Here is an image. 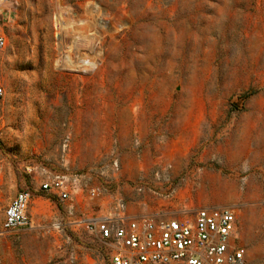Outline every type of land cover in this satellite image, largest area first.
Masks as SVG:
<instances>
[{
    "label": "rangeland",
    "instance_id": "1",
    "mask_svg": "<svg viewBox=\"0 0 264 264\" xmlns=\"http://www.w3.org/2000/svg\"><path fill=\"white\" fill-rule=\"evenodd\" d=\"M98 1L120 20L121 30L108 41L100 67L87 74L61 72L53 64L52 0H14L8 21L0 10L6 36L0 51V220L19 190L30 196L34 220L2 233L0 264H109L110 242L81 221L106 214L120 195L146 215L176 208L133 190L157 162L171 163L174 175L202 169L184 192L189 208H236L246 262L264 264V0ZM100 99L111 127L120 120V106L131 104V113L150 121L151 134L166 141L167 151L136 158L131 147L132 156L121 159L110 132L107 152L87 157L83 125L91 111L84 105ZM75 134L82 137L77 152ZM114 156L121 168L103 182L102 201L89 199L84 188L70 199L51 197L38 188L37 168L25 169L45 164L85 173Z\"/></svg>",
    "mask_w": 264,
    "mask_h": 264
},
{
    "label": "built area",
    "instance_id": "2",
    "mask_svg": "<svg viewBox=\"0 0 264 264\" xmlns=\"http://www.w3.org/2000/svg\"><path fill=\"white\" fill-rule=\"evenodd\" d=\"M14 0H0V9L13 10ZM51 29L55 50L54 66L65 73L87 74L97 70L105 56L110 39L120 34V20L109 14L98 0H52ZM6 36L0 29V51ZM4 85L0 71V109L4 101ZM69 138L61 146L68 152ZM131 147L136 158L141 156V139L137 130L131 135ZM1 153V147H0ZM37 168L36 181L42 192L59 200L70 199L79 189H85L89 199L104 200L105 182L119 172L117 156L109 164L93 167L85 173L66 174L45 164ZM202 169L186 170L174 175L171 163H154L149 177L140 175L133 184L138 195L163 199L176 208L166 206L159 216L128 212V201L114 196L106 214L81 221L85 228L110 242L109 264H247L245 250L239 244L237 209L228 206L201 205L189 208L184 196L188 181L195 185ZM96 178L100 182L92 183ZM1 197V189H0ZM30 196L17 191L3 209L0 236L4 231L31 227ZM54 228L59 224L54 222Z\"/></svg>",
    "mask_w": 264,
    "mask_h": 264
},
{
    "label": "crops",
    "instance_id": "3",
    "mask_svg": "<svg viewBox=\"0 0 264 264\" xmlns=\"http://www.w3.org/2000/svg\"><path fill=\"white\" fill-rule=\"evenodd\" d=\"M105 101V99H100L99 103H96V105L92 102H86L84 105L86 109L90 108L91 111L88 119H86L85 125H83L85 128L83 148L87 157H90L93 153L99 151L107 152L110 144V132L117 141L116 151L120 154V158L126 159L132 156L130 136L132 132L137 129V123L142 125V128L140 130L137 129V131L139 132L142 142L141 144H143L141 149L143 155L150 153L152 150L155 154H164L167 151V145L165 144L166 141H162L161 136L159 135L155 136L151 134L152 125L150 121L141 115H134V113H131V104L126 105L127 108L120 106V120H116V125L113 124L112 128L106 120L107 115L105 111L102 109L104 106L103 102ZM81 138L77 139L76 134L74 136L73 145L74 151L76 152L78 141ZM137 203H139V201ZM127 209L131 214L141 213L134 211V205H130V203L127 204Z\"/></svg>",
    "mask_w": 264,
    "mask_h": 264
},
{
    "label": "water",
    "instance_id": "4",
    "mask_svg": "<svg viewBox=\"0 0 264 264\" xmlns=\"http://www.w3.org/2000/svg\"><path fill=\"white\" fill-rule=\"evenodd\" d=\"M233 104L238 106L240 104V101L233 102Z\"/></svg>",
    "mask_w": 264,
    "mask_h": 264
}]
</instances>
